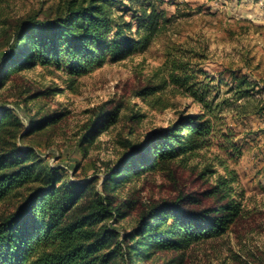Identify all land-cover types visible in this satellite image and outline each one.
<instances>
[{"label":"trees","instance_id":"16d2710c","mask_svg":"<svg viewBox=\"0 0 264 264\" xmlns=\"http://www.w3.org/2000/svg\"><path fill=\"white\" fill-rule=\"evenodd\" d=\"M116 1L65 0L53 16L40 19L38 13H29L19 18L0 56V90L12 75L37 65L82 76L107 58L124 59L145 49L169 21L153 0H143L133 10L135 23L115 22L107 10ZM114 29L115 37L110 39ZM183 45L165 52L157 72L159 84L148 91L171 86L189 98L191 105L178 112L169 126L148 132L141 142L125 138L124 151L105 173L102 190L91 179L67 180L62 168L50 167L30 147L17 142L56 123L64 112L54 108L41 118H30L24 127L13 109L0 104V201L26 190L15 210L0 219V264H137L159 251H180L182 256L193 243L222 236L235 223L242 211L233 186L237 175L222 162L225 174H217L211 164L200 168L199 181L215 175L207 186L194 183L189 192L149 203L129 219L122 232L109 224L134 211L133 202L120 201L115 192L130 178L164 169L177 157H194L214 140L227 159L235 161L241 155L235 131L228 125L222 127L221 113L225 108L232 115L243 113L244 99L252 96L255 85L241 75L221 86L222 80L200 67L207 44L200 50ZM54 92L48 86L30 96ZM221 92L229 96L221 98ZM258 101L257 111L264 110V100ZM192 104L198 109L189 112ZM117 111H98L81 143L92 142L113 124ZM176 259L164 264H181Z\"/></svg>","mask_w":264,"mask_h":264},{"label":"rangeland","instance_id":"374dc122","mask_svg":"<svg viewBox=\"0 0 264 264\" xmlns=\"http://www.w3.org/2000/svg\"><path fill=\"white\" fill-rule=\"evenodd\" d=\"M64 1L0 0V56L8 48L19 18L29 13H38L40 19L53 16ZM153 1L169 21L145 49L119 61L107 58L82 76L69 75L54 66L23 70L1 88L0 104L13 109L24 127L30 118H41L54 108L64 112L56 123L17 138V142L30 147L50 167L62 168L67 180L91 179L95 188L102 190L105 173L124 151L125 138L139 143L151 130L169 126L178 112L191 105L189 98L171 86L155 93L148 91L159 84L157 72L165 52L172 46L184 44L200 50L207 44L200 67L217 81L222 80L221 86L233 82L232 76L241 75L255 85L252 96L244 99L243 113L232 115L227 108L221 113L222 127L228 125L236 133L240 157L227 159L214 140L194 157H177L164 169L130 178L115 192L120 201L131 200L134 211L116 224L109 220V224L122 232L129 219L149 203L189 192L194 183L207 186L215 175L199 181L200 168L211 164L217 174H225L223 162L237 175L233 186L242 211L235 223L222 236L193 243L182 256L180 251H159L137 264H164L173 257L177 262L181 259V264H264V110L257 111L258 99L264 100V0ZM141 3L143 0H117L107 11L115 22L124 19L135 23L133 10ZM108 36L114 38L115 29ZM48 86L55 88L54 94L30 96ZM228 96L221 92V98ZM102 108H117L116 121L92 142L81 143ZM197 109L192 104L189 112ZM23 193L25 189L15 191L0 201V219L15 210Z\"/></svg>","mask_w":264,"mask_h":264}]
</instances>
